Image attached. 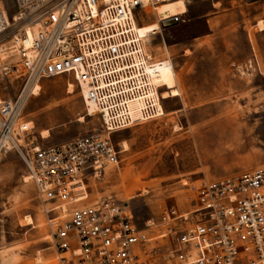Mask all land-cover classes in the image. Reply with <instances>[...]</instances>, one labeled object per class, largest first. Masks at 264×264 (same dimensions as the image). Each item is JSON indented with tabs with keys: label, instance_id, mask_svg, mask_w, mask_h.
Listing matches in <instances>:
<instances>
[{
	"label": "built area",
	"instance_id": "1",
	"mask_svg": "<svg viewBox=\"0 0 264 264\" xmlns=\"http://www.w3.org/2000/svg\"><path fill=\"white\" fill-rule=\"evenodd\" d=\"M146 1L0 0V160L15 152L25 165L49 263L264 264V167L203 181L191 212L165 210L144 225L112 196L89 198L88 179L120 161L110 134L163 115L158 62L134 19L172 0ZM182 17L157 23L168 28ZM61 75L85 88L101 132L41 146L22 112L43 79Z\"/></svg>",
	"mask_w": 264,
	"mask_h": 264
},
{
	"label": "rangeland",
	"instance_id": "2",
	"mask_svg": "<svg viewBox=\"0 0 264 264\" xmlns=\"http://www.w3.org/2000/svg\"><path fill=\"white\" fill-rule=\"evenodd\" d=\"M213 1L220 2L217 8ZM155 8L139 9L136 26L152 61L171 62L178 95L163 100L162 117L110 134L120 161L87 181L91 200L112 196L126 203L140 225L155 223L165 210L191 212L203 181L264 167V30L256 27L264 0L248 3L241 15L239 0H181ZM184 13L168 28L157 23ZM68 80L43 79L39 94L26 100L22 117L32 121L41 146L101 132V117L88 114L75 85L67 91ZM41 211L21 157L4 155L0 264H54Z\"/></svg>",
	"mask_w": 264,
	"mask_h": 264
},
{
	"label": "bare ground",
	"instance_id": "3",
	"mask_svg": "<svg viewBox=\"0 0 264 264\" xmlns=\"http://www.w3.org/2000/svg\"><path fill=\"white\" fill-rule=\"evenodd\" d=\"M175 1H181V0H172V1H168L167 3L175 2ZM167 3H162V4H167ZM141 4L145 6L147 4V1L146 0H141ZM159 5H161V4H159ZM185 13H186V11H185ZM185 13L184 14H178V15H182L183 16V15H185ZM167 20L164 21V22H167ZM135 21H136V19H134V25L137 28ZM258 25L260 26L261 30H264L263 29L264 23H263L262 19L258 20ZM137 32H138V28H137ZM138 35H139V33H138ZM144 46H145V44H144ZM145 49H146V47H145ZM147 57H148L149 60L152 59V56L149 55L148 53H147ZM157 62H158L157 63L158 70H157V74H155V75L153 74V80H154V83L156 85H159V86L165 88V90L161 92V95H162L161 98L168 99L170 97L177 96L178 95V91L176 89V80L173 77V73H172V69H171V67H172L171 62H169V60L168 61L167 60L166 61H157ZM66 82H67L66 83L67 91L68 92H72L75 84H73V82H71L69 80L66 81ZM78 89H79V92L81 94L82 100L84 102V105L86 107V110H87L88 114L89 115H98L97 114V109L88 100H84L85 88L82 87V88H78ZM39 91H40V87H36L34 89V96H37L39 94ZM80 120L81 121L83 120L82 116L80 117ZM47 134H48V130H44L41 133V136L45 138V136H47ZM82 137H84V136H81V137H78V138H75V139H72V140H69V141L70 142L77 141V140L81 139ZM26 220H27V223H26L27 225L33 223L32 218H30V217L29 218L27 217ZM35 262L36 263H43V259L41 257H37Z\"/></svg>",
	"mask_w": 264,
	"mask_h": 264
},
{
	"label": "crops",
	"instance_id": "4",
	"mask_svg": "<svg viewBox=\"0 0 264 264\" xmlns=\"http://www.w3.org/2000/svg\"><path fill=\"white\" fill-rule=\"evenodd\" d=\"M254 1H256V0H239V6H240V15H241V13H245V9H246V7L248 6V3H252V2H254ZM220 4V2L219 1H213L212 2V6H214V8H217V6L216 5H219ZM186 12H187V10H186ZM184 16V15H183ZM252 17V16H251ZM256 19H257V17H255ZM240 19H241V17H240ZM243 20H244V18H242ZM241 21V20H240Z\"/></svg>",
	"mask_w": 264,
	"mask_h": 264
}]
</instances>
